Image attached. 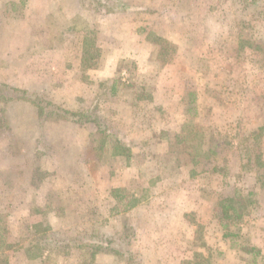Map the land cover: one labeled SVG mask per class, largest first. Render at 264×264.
I'll return each mask as SVG.
<instances>
[{"label": "rangeland", "instance_id": "374dc122", "mask_svg": "<svg viewBox=\"0 0 264 264\" xmlns=\"http://www.w3.org/2000/svg\"><path fill=\"white\" fill-rule=\"evenodd\" d=\"M196 251L264 264V0H0V264Z\"/></svg>", "mask_w": 264, "mask_h": 264}, {"label": "trees", "instance_id": "16d2710c", "mask_svg": "<svg viewBox=\"0 0 264 264\" xmlns=\"http://www.w3.org/2000/svg\"><path fill=\"white\" fill-rule=\"evenodd\" d=\"M89 47L87 45V43H85V60L86 61V68H91L93 67L92 65V60L94 59L93 56V52L92 49L87 48ZM7 90H9L10 92L13 93V96L15 94H17V96L15 98H13L11 101H28L30 103H32L39 112V119L44 120L45 115H50L48 114L46 108L48 110H53V115L58 116L60 119H66V118H72V119H78L79 116H82V113H73V112H69L66 110L61 109L60 107L54 105L53 103L40 98L37 95H28L27 91H21L17 88L14 87H10V86H4ZM52 113V112H50ZM202 151H200V148H198L197 146V150L196 151H190V156L193 159L192 161L194 163L198 162V159L201 158L202 156ZM219 220L221 222V225L223 227V229L226 231L224 236L226 238H228L229 236L231 237H237V235L234 232L230 231V222H238L241 221L244 217V213L247 209V203H246V199L240 194L239 191L235 192L233 195L228 196L224 199H221L219 201ZM247 251H250L249 249ZM255 253H259V251H255ZM205 262L207 263V258L206 256L201 253L196 251L194 254L193 259L189 260V261H185L184 264H205Z\"/></svg>", "mask_w": 264, "mask_h": 264}, {"label": "crops", "instance_id": "0c3cea01", "mask_svg": "<svg viewBox=\"0 0 264 264\" xmlns=\"http://www.w3.org/2000/svg\"><path fill=\"white\" fill-rule=\"evenodd\" d=\"M185 211H186V209H185ZM176 216L177 217H173V219L176 220L175 225H177L178 223H182L184 225L185 224V221H183L184 212L182 215H176ZM181 261H182V259H180L179 263H177V264H182ZM173 264H176V260H173Z\"/></svg>", "mask_w": 264, "mask_h": 264}]
</instances>
